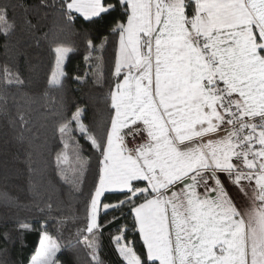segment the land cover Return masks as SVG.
I'll return each mask as SVG.
<instances>
[{"label": "snow or ice", "instance_id": "6c2138e0", "mask_svg": "<svg viewBox=\"0 0 264 264\" xmlns=\"http://www.w3.org/2000/svg\"><path fill=\"white\" fill-rule=\"evenodd\" d=\"M56 6L57 0L40 3ZM58 7L61 31L80 18H112L100 45L87 40L84 59L101 61L111 36L114 64L108 81L99 63L92 80L108 89L105 115L93 126L85 122L86 107L76 105L56 122L61 148L48 188L69 207L84 201L75 241L62 242L69 217L51 215V196L31 206L2 197L9 207H35L46 217L38 228L16 224L21 234L39 233L29 264H63L65 251L78 259L77 245L91 264H103L102 229L121 219L112 240L122 264H264V0H58ZM9 8L0 0L4 41L17 30ZM72 51L58 40L51 45L49 91H63ZM73 79L84 83L86 76ZM2 82L0 111L7 115V90L25 81L5 65ZM15 107L8 123L23 143L28 109ZM34 163L29 152L30 173ZM101 209L110 220L101 222Z\"/></svg>", "mask_w": 264, "mask_h": 264}, {"label": "trees", "instance_id": "16d2710c", "mask_svg": "<svg viewBox=\"0 0 264 264\" xmlns=\"http://www.w3.org/2000/svg\"><path fill=\"white\" fill-rule=\"evenodd\" d=\"M3 2L10 4L9 16L15 21L17 30L10 40L0 39V92L4 88L2 76L5 65L18 72L25 83L22 87H11L7 90L8 113L6 115L0 111V264H29L38 247L39 233L30 231L21 234L16 230V224L19 221H27L38 228L46 217L35 207H9L2 197L6 194L11 201L31 206L34 200H48L51 196V215L69 217L66 227L62 230V242L66 244L69 238L75 241L77 229L85 224L84 201L80 200L69 207L62 193L52 192L48 188L49 179L54 177L53 160L61 148L55 132L56 122L60 119V114H70L76 105L86 107L85 122L93 126L105 115V97L108 89L94 85L92 80L97 75L98 63L102 65L99 71L103 73V80L108 81L111 78L115 38L109 36L103 52L98 53L102 56L101 61L92 58L86 63L84 57L87 54V40L92 39L100 45L103 37L109 35L108 25L111 17L98 24H90L80 18L71 26H64V31H61L63 20L60 17L58 0L57 6L50 8H41V0ZM52 2L53 0H49V3ZM26 18L31 19L38 27L28 29L24 23ZM56 40L74 49L64 62L67 79L62 92L49 91L47 86L53 67L51 45ZM74 76H86V81L81 83L73 79ZM17 102L24 104L28 109V131L25 132L23 143L15 138L18 130H13L8 123L9 119L15 116ZM80 143L85 145L84 154L90 155L91 149L85 141L81 140ZM29 152H32L36 161L33 164L35 171L32 173L26 164ZM91 179L89 175L85 190L91 185ZM58 196L65 200L64 205L60 207ZM108 199L114 200L115 196L109 195ZM100 215L101 222L111 219L103 216L102 209ZM74 216L77 217L75 220L71 218ZM125 222L121 219L114 224H106L102 229V235L99 237V255L103 264H122V257L118 255L112 237L116 234V228ZM127 222L130 223V218ZM48 223L49 231L55 235V225L51 220ZM5 233L8 235L7 239L4 238ZM139 246L140 241L137 238V247ZM77 251L78 259L73 252L65 251L61 257L63 264H69V261L72 264H91L87 249L83 245H77Z\"/></svg>", "mask_w": 264, "mask_h": 264}]
</instances>
